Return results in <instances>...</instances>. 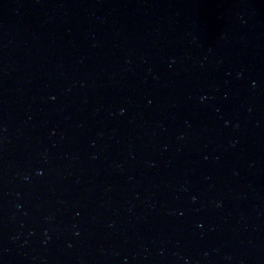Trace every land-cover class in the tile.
<instances>
[{
  "label": "water",
  "instance_id": "water-1",
  "mask_svg": "<svg viewBox=\"0 0 264 264\" xmlns=\"http://www.w3.org/2000/svg\"><path fill=\"white\" fill-rule=\"evenodd\" d=\"M0 264H264V0H0Z\"/></svg>",
  "mask_w": 264,
  "mask_h": 264
}]
</instances>
